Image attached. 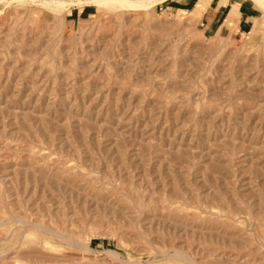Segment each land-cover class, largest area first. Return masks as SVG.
Listing matches in <instances>:
<instances>
[{
  "label": "rangeland",
  "instance_id": "374dc122",
  "mask_svg": "<svg viewBox=\"0 0 264 264\" xmlns=\"http://www.w3.org/2000/svg\"><path fill=\"white\" fill-rule=\"evenodd\" d=\"M59 1L0 0V264H264V8Z\"/></svg>",
  "mask_w": 264,
  "mask_h": 264
},
{
  "label": "crops",
  "instance_id": "0c3cea01",
  "mask_svg": "<svg viewBox=\"0 0 264 264\" xmlns=\"http://www.w3.org/2000/svg\"><path fill=\"white\" fill-rule=\"evenodd\" d=\"M167 8L188 13L204 32L230 36L249 33L261 16L248 0H173Z\"/></svg>",
  "mask_w": 264,
  "mask_h": 264
},
{
  "label": "bare ground",
  "instance_id": "6f19581e",
  "mask_svg": "<svg viewBox=\"0 0 264 264\" xmlns=\"http://www.w3.org/2000/svg\"><path fill=\"white\" fill-rule=\"evenodd\" d=\"M21 1V0H20ZM251 1H253L254 3H256L257 5H260V6H262L263 8H264V0H251ZM66 2V1H65ZM87 2H93V3H95V5H97V6H100V7H108V8H117V7H125V6H143L144 5V1L143 0H87ZM60 3H63V2H61V1H59V0H41V2H40V4L42 5V6H44V7H46V8H51V7H53V8H61V6H60ZM72 3V2H71ZM71 3H66L67 5L66 6H68V5H70ZM65 4V3H64ZM62 5V4H61ZM62 7H63V5H62ZM52 9V8H51ZM63 9V8H62ZM194 12V11H193ZM53 72V71H52ZM52 182V181H51ZM61 185V184H60ZM65 186V185H64ZM70 187V186H69ZM195 214V213H194ZM13 216V215H12ZM195 216V215H194ZM17 217H19V216H17ZM140 217V216H139ZM10 218V217H9ZM8 218V219H9ZM12 218V217H11ZM23 218H24V216H23ZM145 218V217H144ZM25 219V218H24ZM11 220V219H10ZM14 220H16L15 218H14ZM21 220V219H20ZM22 221V220H21ZM3 222V221H2ZM6 222V221H5ZM28 222V221H27ZM135 223V222H134ZM24 224V223H23ZM28 224H30V223H28ZM34 224V223H33ZM32 225V224H31ZM44 225V224H43ZM43 225H41L40 224V226H43ZM37 226H39V225H37ZM23 227V226H22ZM36 227V226H35ZM52 227V226H51ZM24 228V227H23ZM41 229H43V228H41ZM46 229V228H45ZM52 229V228H51ZM22 231V230H21ZM52 231L53 230H51V232H50V230H49V232L50 233H52ZM57 232V231H56ZM56 232H54V233H52V235L53 234H55ZM60 233H58V234H56V236L57 235H59ZM55 236V237H56ZM61 237L63 238V240H64V238H66L65 237V235H61ZM68 238V237H67ZM66 238V239H67ZM60 240H61V238H59ZM69 239V238H68ZM70 240V239H69ZM65 242V241H64ZM70 243H71V241H69ZM66 243H68V242H66ZM73 243H74V241H73ZM72 244V243H71ZM52 245V244H51ZM69 247V246H68ZM164 250V249H163ZM161 252V251H160ZM178 253V252H177ZM181 253V252H180ZM180 253H178L179 255H180ZM176 256H179V255H177L176 253H174ZM182 254V253H181ZM184 254V253H183ZM181 256V255H180ZM188 256V255H187ZM187 256H185V257H187ZM189 258V257H188ZM185 260H186V258H185ZM192 260V259H191Z\"/></svg>",
  "mask_w": 264,
  "mask_h": 264
}]
</instances>
